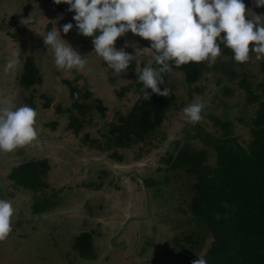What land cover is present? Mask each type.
<instances>
[{
    "label": "rangeland",
    "instance_id": "rangeland-1",
    "mask_svg": "<svg viewBox=\"0 0 264 264\" xmlns=\"http://www.w3.org/2000/svg\"><path fill=\"white\" fill-rule=\"evenodd\" d=\"M246 7L250 9L249 16L254 12L264 15V7H254L253 0ZM68 8L69 5H56L53 0H0V101L7 97L16 108L30 94L31 90L18 87L16 79L27 54L34 55L40 71V83L34 88L38 137L11 153H0V199L10 201L15 208L13 230L5 242H0V264H189L192 253L174 246L172 237L176 235L181 241L183 231L192 226L187 222L186 210L192 179L181 171L169 169L164 158L168 150L174 151L176 140H187L197 148L205 144L193 137L197 130L185 122L182 110L199 98L207 105L200 126L210 134L219 135L222 130L215 126L213 117L230 121L234 135L246 145L251 138V120L257 104H249L247 94L237 87L236 81L230 85L231 94L224 93L215 84L213 72H204L200 81L188 87L183 74L172 71L167 82L178 100L166 112L157 130L160 133L145 143L99 151L84 140V135L101 138L100 133L107 129L105 123L115 121L118 112L127 113L138 92L131 87L119 97L117 92L121 87L133 84L132 76L128 71L120 77L114 75L93 51L94 37L78 35L73 20L75 13ZM67 23L74 27L65 35L62 26ZM18 29L22 31L14 39L10 33ZM57 29L61 38L85 57L84 70L56 69L42 36ZM24 34L30 38L28 42ZM123 37L118 49L124 48L133 55L134 72L143 70L141 62L145 63L144 67L151 66L155 54L148 48L151 42L131 32ZM126 43L129 46L125 48ZM40 45L44 46L40 48ZM223 48L221 45L219 58L229 60V54L222 53ZM15 53H19L20 63L5 74V64ZM255 55L250 53L248 62L233 66L248 76L252 90L262 96V60L257 61ZM62 79L71 80L81 89L88 87L91 98L99 97L106 107L104 115L97 111L87 115L90 121L79 136L66 128V113L56 111L57 105L65 109L72 102ZM43 95L50 99L49 108L42 107ZM113 150L121 156L120 160L109 155ZM208 153L207 162L214 164V151L209 149ZM44 158L49 164L46 186L43 194H35L58 203L48 211L35 214L31 208L35 195L13 184L8 175L25 160ZM145 179L152 183L147 184ZM85 230L94 233L96 257L92 260L80 258L72 249L73 237ZM196 251L202 255L205 248Z\"/></svg>",
    "mask_w": 264,
    "mask_h": 264
},
{
    "label": "trees",
    "instance_id": "trees-1",
    "mask_svg": "<svg viewBox=\"0 0 264 264\" xmlns=\"http://www.w3.org/2000/svg\"><path fill=\"white\" fill-rule=\"evenodd\" d=\"M247 3L249 0L245 5ZM21 31L18 29V32H12L10 35L16 39ZM24 36L28 42L30 38L25 34ZM123 42L124 37L118 38L116 48H120ZM43 46L40 45V48ZM222 53L229 54L230 59L222 60L218 57L212 67H208L206 61L199 64L191 62L179 68L173 63L172 71L181 72L188 87L200 81L204 72H213L215 84L221 86L223 92L228 95L232 91L230 85L236 81L237 87L247 94L249 104H257L251 120V138L243 145L234 135L230 121L213 117L215 126H220L222 130L219 135L206 132L199 123L191 126L197 130L193 137L202 140L205 147H194L187 140L174 141V151L168 150L164 161L168 163L169 169L181 171L192 179L186 209L189 212L187 222L192 223V226L183 231L181 241L176 235L172 239L174 246L192 253V256L188 257L189 264L198 257H203L207 264H264V88L262 96L254 92L248 76L240 74L233 66L238 63L234 61L232 51L225 47ZM140 64L144 68L145 63ZM151 67H158L154 59ZM134 68L135 61L132 59L128 74L132 76L134 85L128 84L117 92L120 97L126 89H137L138 98L127 113L118 112L116 122L105 123L107 129L100 133L99 140L88 134L83 137L89 145L99 151L107 152L145 143L152 135L159 134L157 130L162 126L166 112L172 109L178 100L172 88V94L167 98L152 94L149 89L151 100H145L141 91L143 85L137 83V77L142 71L135 73ZM260 70L264 75V60L260 63ZM39 75L34 55L27 54L22 60L21 70L16 75L18 87L21 90H31L30 94L23 98L22 106L26 104L36 108L34 88L40 83ZM163 76L165 84L159 85L161 90L169 87L168 73ZM62 81L68 87V96L72 102L65 109L57 105L56 111L66 113V128L75 136H79L80 130L90 121L87 115L92 111L104 115L106 107L99 97L91 98L88 87L81 89L69 79ZM194 90L199 91L197 87ZM41 98L42 107L49 108L50 99L45 95ZM51 125L53 126V122ZM209 149L214 151V164L207 162ZM109 155L121 159L116 150ZM48 171L47 159H28L15 165L8 175L13 184L35 195L31 205L32 213L48 211L58 203L47 196L42 195L40 198L35 194H43ZM144 181L147 184L152 183L149 179ZM217 215L219 219L216 218ZM93 234V231L85 230L73 237L72 249L80 258L92 260L96 257ZM201 248H205V251L202 255H197L196 250Z\"/></svg>",
    "mask_w": 264,
    "mask_h": 264
},
{
    "label": "clouds",
    "instance_id": "clouds-1",
    "mask_svg": "<svg viewBox=\"0 0 264 264\" xmlns=\"http://www.w3.org/2000/svg\"><path fill=\"white\" fill-rule=\"evenodd\" d=\"M56 5H69L78 35L94 37L93 51L106 62L116 77L127 74L133 55L124 48L117 49L118 38L131 32L150 41L154 61L158 67L146 66L137 77L143 85L145 100L151 94L169 97L172 89L165 84L163 74L171 73L173 63L179 68L191 62H207L212 67L221 55V45L230 49L238 64L250 60L255 53L257 61L264 60V15H248L243 0H53ZM254 7H264V0H253ZM74 25L67 23L62 31L67 35ZM98 33V34H97ZM224 35H221V34ZM44 45L52 53L56 69L84 70L86 59L68 42L61 32L52 30L43 35ZM129 45L126 43L125 48ZM134 46V45H133ZM139 50V49H137ZM19 53L8 59L5 74L19 65ZM206 103L197 98L183 108L185 122L195 126L203 120ZM37 111L23 105L13 108L5 97L0 101V153H11L31 144L38 137L35 128ZM13 204L0 199V242L11 234ZM219 219V215L216 217ZM191 264H207L198 257Z\"/></svg>",
    "mask_w": 264,
    "mask_h": 264
}]
</instances>
